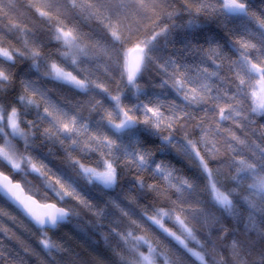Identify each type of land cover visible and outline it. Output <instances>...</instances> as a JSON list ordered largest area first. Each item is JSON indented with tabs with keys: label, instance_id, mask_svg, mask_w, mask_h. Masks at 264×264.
I'll return each mask as SVG.
<instances>
[{
	"label": "snow or ice",
	"instance_id": "obj_1",
	"mask_svg": "<svg viewBox=\"0 0 264 264\" xmlns=\"http://www.w3.org/2000/svg\"><path fill=\"white\" fill-rule=\"evenodd\" d=\"M108 4L0 0V167L5 169L0 193L34 225L49 253L69 251L53 243L48 230L82 208L98 234L106 232L105 239L116 241L112 264H156L163 255L134 235L131 229L139 224L132 215L175 241L191 264H264V8L252 0H119L115 10ZM130 5L146 19L156 18L147 32L137 25L133 33L120 18ZM20 7L43 30L34 31ZM80 14L96 21L88 39L98 37L95 46L115 57L106 65L114 88L80 72L73 75L76 57L89 51L80 47L82 35L73 23ZM251 25L257 28L256 43ZM146 72L154 76L152 91L140 85ZM51 82L78 90L77 95L102 93L108 106L67 96L53 103L46 86ZM187 128L191 132L177 135ZM17 137L23 150L13 143ZM45 144L59 148L74 176L52 172L47 164L37 167L31 152ZM28 166L44 177L54 202L25 196L21 183L14 182ZM225 167L229 171L222 180ZM125 179L127 195L112 197ZM249 179L244 190L250 195L241 198L237 189ZM162 198L166 202L160 206L147 203ZM241 199L249 212L245 228L260 233L259 244L228 242L227 230L215 227L221 221L212 210L231 215ZM142 201V212L129 211ZM165 220L176 231L165 227ZM141 244L147 245V255L139 251ZM126 246L122 255L118 249ZM163 264L173 262L164 256Z\"/></svg>",
	"mask_w": 264,
	"mask_h": 264
},
{
	"label": "trees",
	"instance_id": "obj_2",
	"mask_svg": "<svg viewBox=\"0 0 264 264\" xmlns=\"http://www.w3.org/2000/svg\"><path fill=\"white\" fill-rule=\"evenodd\" d=\"M23 2L27 3L29 0H23ZM84 2L91 3L93 0H84ZM118 2L119 0H109V4L107 6L115 10V4ZM252 3L257 7L264 8V0H252ZM174 7L179 8V4L174 5ZM19 11L22 15L27 16L29 20V26H34V31L43 30L44 26L40 23V21L34 18L31 13H28L25 8L20 7ZM65 14L69 17L72 15L67 11ZM125 17H127V19H125ZM120 18L133 33L136 32L137 25L147 32L156 21V18H153L152 20L146 19L144 14L140 13L134 5H130L127 9L120 13ZM73 23L78 26L82 35L83 43L80 45V47L84 48L85 46H88L89 48L88 54L86 56L76 57L77 64L72 66L76 68V71L73 72V75H76L77 72H80L82 76H86L89 79L104 83L110 89L114 88V85L109 83V78L111 75H113V73L106 69V65L110 60L113 62L115 61L114 55L111 52L104 54L99 48L95 46L98 37L88 39V37L92 36L90 29L96 27V21L89 20L87 18V14H80V18L73 20ZM177 23H186V20L177 21ZM250 32L255 33L254 36H251V42L256 43L259 37L255 25L250 26ZM245 39H250V36L246 35ZM232 58L236 59L237 57L233 56ZM57 63L59 64V61H57ZM68 63H71L70 59ZM60 66L64 67L66 71H72V67H68L64 64H61ZM41 71H43V69H41ZM32 78L37 79V77ZM153 79V74L146 72L143 78L140 79L141 87L145 90L152 91L151 83ZM252 83L255 84V81ZM46 86L49 90H51V99L53 103L56 101L63 102L64 97L67 96L73 97L74 101L80 100L85 102L90 98H94V100H101L105 103V106H108L106 98L102 93H89L88 95L80 93L77 95L78 90H69V88L66 86L60 87L56 82L47 83ZM98 91L99 90H97V92ZM113 94L115 93L113 92ZM125 102L127 103V101ZM250 104L251 99L244 101L245 108H248ZM83 115L87 117L89 113L84 111ZM93 117H95V113H93ZM30 118L31 117H26V119ZM255 119L259 121L260 118L257 115ZM21 127L23 128V125H21ZM252 127H257V125L254 124ZM184 131L191 132V128L183 129L177 133V135H183ZM13 143L17 144V146L23 150V139L16 138ZM36 144L39 146L40 141H36ZM1 145L2 142H0V146ZM49 149L52 151V155L50 156L48 155ZM31 155L34 158L33 162L37 165V167H40L42 164H47L48 168H50L52 172H56L57 169H60L74 176V173L71 172V169L67 165V161L63 153L56 146L45 144L42 147H38L37 151L31 152ZM22 167H24L23 164ZM4 170L5 169L3 167H0V171ZM41 171H44V169H41ZM223 171L224 176H222L221 179L225 180L229 170L227 167H225ZM49 175H51V173H49ZM185 175H190V173L185 170ZM14 182L21 183V186L26 194H36L34 195V198L38 201L54 202V197H52V194L46 191L44 177L39 173L31 172L30 166L25 168L24 172L17 174L15 176ZM251 182L252 181L250 179L246 180L242 187L237 189V192L241 198L243 196L250 195V192L245 191L244 189H246L247 185ZM127 183V179L123 180L121 186L117 187L111 194L112 197L117 195L123 197L127 195ZM93 192H95V190H93ZM45 197L48 198L47 201H45ZM109 198L110 197L105 196V199ZM174 198L175 197H173V199ZM201 198H203V194H201ZM165 202L166 201L163 198L159 200L147 201V203L155 204L156 206H160ZM144 207L145 202L142 201L139 205L133 204L129 211L139 213L143 211ZM212 211L215 216L220 218L221 221V223L215 227L224 228L227 230L228 242H230V240L233 238H237L244 242L256 241L257 244L261 242L260 233L258 231H249L245 228V226L248 224L249 212L247 211V205L244 204L242 199L241 203L236 204L234 212L231 215L226 213L222 214L215 209ZM0 212L5 214L0 215V229H6V231H0V253H2L3 256V260L0 261V264H100L101 258H104L103 264H112V259L110 258H113V254L111 250L116 248V241L111 236H108V239H105V236L108 235L106 232H102L100 234L97 233V230L92 226L91 223L93 218L86 209L78 208V214L73 215L67 222L60 225L57 229L48 231V235L53 243L60 245L62 249L66 248L69 250L65 252L54 249L50 253L46 252L39 244L41 235L37 229L34 228L13 207H11L1 198ZM149 214H151V212ZM113 219H115V217ZM131 219L136 220L139 224V228L133 226V229H131L134 231V235L143 236L149 243L153 245V247H156L157 250L163 254L157 258V264H163L164 256H167L168 259L173 262V264H191V261L183 255V251L178 245H176V242L171 241L170 243V238L165 239L158 228L151 226L150 223L141 221L138 215H132ZM256 219L257 221L259 220L258 215ZM163 223L165 227L171 229L172 231H176L171 221L165 220ZM203 231L207 232V229H204ZM221 235H223V233H221ZM189 246H193V243L189 242ZM25 249H27V251H25ZM118 251H120L122 255H127V246L118 249ZM139 251L147 255V245L141 244ZM129 259H131V257H129Z\"/></svg>",
	"mask_w": 264,
	"mask_h": 264
},
{
	"label": "water",
	"instance_id": "obj_3",
	"mask_svg": "<svg viewBox=\"0 0 264 264\" xmlns=\"http://www.w3.org/2000/svg\"><path fill=\"white\" fill-rule=\"evenodd\" d=\"M129 57L130 56H132L133 54L132 53H128L127 54ZM24 195L25 196H27L28 194H26V192L24 191ZM0 198L1 199H3L6 203H8L11 207H13L25 220H27L33 227H34V225L28 220V218H26L24 215H23V213L22 212H20L14 205H12L8 200H7V198L6 197H4L3 196V194L2 193H0ZM34 198V197H33ZM35 199V198H34ZM65 222H62L61 223V225L62 224H64ZM35 228V227H34ZM53 230H55V229H49L48 231H53Z\"/></svg>",
	"mask_w": 264,
	"mask_h": 264
},
{
	"label": "rangeland",
	"instance_id": "obj_4",
	"mask_svg": "<svg viewBox=\"0 0 264 264\" xmlns=\"http://www.w3.org/2000/svg\"><path fill=\"white\" fill-rule=\"evenodd\" d=\"M256 88H257V90H258V89H259V85H256ZM5 131L10 133V132H11V129H10V128H7V129H5ZM9 138H10V137H9ZM17 138H19V137H17ZM1 146H2V145H1ZM156 264H157V263H156Z\"/></svg>",
	"mask_w": 264,
	"mask_h": 264
}]
</instances>
